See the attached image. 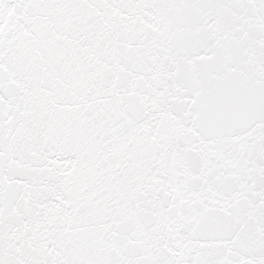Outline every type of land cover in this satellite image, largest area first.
I'll return each mask as SVG.
<instances>
[{"label": "snow or ice", "instance_id": "snow-or-ice-1", "mask_svg": "<svg viewBox=\"0 0 264 264\" xmlns=\"http://www.w3.org/2000/svg\"><path fill=\"white\" fill-rule=\"evenodd\" d=\"M0 264H264V0H0Z\"/></svg>", "mask_w": 264, "mask_h": 264}]
</instances>
